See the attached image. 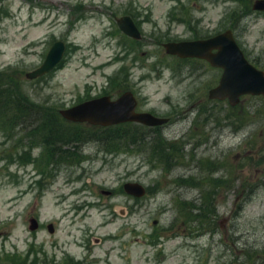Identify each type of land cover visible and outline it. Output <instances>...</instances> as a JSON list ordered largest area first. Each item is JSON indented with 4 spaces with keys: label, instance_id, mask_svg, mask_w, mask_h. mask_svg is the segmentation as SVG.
<instances>
[{
    "label": "rangeland",
    "instance_id": "rangeland-1",
    "mask_svg": "<svg viewBox=\"0 0 264 264\" xmlns=\"http://www.w3.org/2000/svg\"><path fill=\"white\" fill-rule=\"evenodd\" d=\"M253 1L0 0V72L13 71L9 88L47 118L124 91L139 111L168 118L136 123L144 141L108 149L98 127L66 123L92 139L63 147L77 161L56 166L40 133L29 145L0 125V264H264V99H208L221 69L161 46L230 29L264 71V11ZM123 15L138 40L117 28ZM55 40L65 44L57 66L26 79ZM125 182L144 195L126 194Z\"/></svg>",
    "mask_w": 264,
    "mask_h": 264
},
{
    "label": "water",
    "instance_id": "water-1",
    "mask_svg": "<svg viewBox=\"0 0 264 264\" xmlns=\"http://www.w3.org/2000/svg\"><path fill=\"white\" fill-rule=\"evenodd\" d=\"M251 9L264 11V0H254ZM118 29L125 35L138 40L140 33L128 15L115 20ZM164 52L178 58H201L212 67L221 69L217 84L207 91V98L227 100L233 106L242 95H258L264 99V71L252 65L235 42L232 31L225 29L213 36L193 40L166 41L161 44ZM65 44L55 40L47 49L42 62L26 71L24 77L33 79L48 73L62 57ZM136 100L130 91L121 93L116 98L109 95L93 97L70 107L59 109L58 114L71 122H85L90 125L109 126L123 122H135L145 126L162 125L167 117H160L147 111H135ZM123 191L133 197H141L145 190L136 182H125ZM108 194V191H101ZM118 212L123 214V209ZM37 226L35 218L28 219V229ZM51 224L47 231L52 232Z\"/></svg>",
    "mask_w": 264,
    "mask_h": 264
},
{
    "label": "trees",
    "instance_id": "trees-1",
    "mask_svg": "<svg viewBox=\"0 0 264 264\" xmlns=\"http://www.w3.org/2000/svg\"><path fill=\"white\" fill-rule=\"evenodd\" d=\"M12 72H0V125L3 126L7 121L10 130L18 128V130L24 131L25 136H28L29 145L35 144L34 142L37 139L34 137L40 133L39 140L43 145L42 149L49 157V163H53L55 166L61 163L77 161L75 153L69 151L70 148L64 149L63 147L68 145L77 147L78 144L83 143L82 139L91 140L92 138L87 135L81 137L80 131L77 128L66 132L65 129L70 127L65 126L73 124L72 122L63 119L59 114L54 117H61L62 119L47 118L48 114H44L38 105H35L27 98L20 99L16 96L15 89H11L8 86L13 80L11 76ZM11 85L14 87V84L11 83ZM135 125L136 123L132 122L109 126L93 125V127H98L99 130L103 131L97 138H93L101 141L105 149L111 145L117 146V140L121 139L128 140L130 144L141 143L144 141V136L138 137V129H144L145 127Z\"/></svg>",
    "mask_w": 264,
    "mask_h": 264
},
{
    "label": "flooded vegetation",
    "instance_id": "flooded-vegetation-1",
    "mask_svg": "<svg viewBox=\"0 0 264 264\" xmlns=\"http://www.w3.org/2000/svg\"><path fill=\"white\" fill-rule=\"evenodd\" d=\"M251 7V6H250ZM232 31V30H231ZM209 36H211V35H209ZM209 36H205V37H197V38H193V39H199V38H206V37H209ZM185 59H191V60H197V61H201V62H204V63H206L209 67H212V66H210L209 64H208V62L206 61V60H204V59H201V58H184L183 60H185ZM212 68H216V67H212ZM210 100H216V99H210ZM135 111H139L138 109H137V104H136V107H135ZM51 227H52V224H51ZM52 229H53V227H52Z\"/></svg>",
    "mask_w": 264,
    "mask_h": 264
}]
</instances>
